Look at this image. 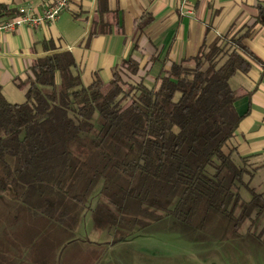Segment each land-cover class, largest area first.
<instances>
[{"label": "trees", "instance_id": "16d2710c", "mask_svg": "<svg viewBox=\"0 0 264 264\" xmlns=\"http://www.w3.org/2000/svg\"><path fill=\"white\" fill-rule=\"evenodd\" d=\"M95 12L87 40L108 33L117 14L106 0ZM150 20L143 14L134 34ZM230 31L153 82L137 79L128 58L111 79L85 84L62 50L15 80L23 103L0 84V250L21 251L26 264H133L145 259L122 248L141 235L173 233L203 252L235 239L264 245V184L248 156L223 150L245 95L229 79L259 61L243 43L248 32ZM87 220L107 240L82 235Z\"/></svg>", "mask_w": 264, "mask_h": 264}, {"label": "crops", "instance_id": "0c3cea01", "mask_svg": "<svg viewBox=\"0 0 264 264\" xmlns=\"http://www.w3.org/2000/svg\"><path fill=\"white\" fill-rule=\"evenodd\" d=\"M45 1L0 0L10 11L2 17L15 15L21 7L41 12ZM97 1L68 0L54 22L0 33V84L6 96L23 103L25 91L15 80L27 78L35 58L55 51L72 52L85 84L96 74L111 79L114 67L128 58L139 64L137 79L153 82L161 71L168 72L172 62L195 54L201 44H210L230 28L229 36L248 32L243 43L259 61H251L247 73L229 79L231 87L245 95L235 103L243 115L236 135L223 150L248 156L264 184V25L256 22L257 5H264V0H190L192 14L180 10L179 0H106L109 10L117 12L116 18L112 15L115 21L108 33L87 40ZM143 14L151 20L135 35L136 22ZM22 259L19 250H0V264H26Z\"/></svg>", "mask_w": 264, "mask_h": 264}, {"label": "rangeland", "instance_id": "374dc122", "mask_svg": "<svg viewBox=\"0 0 264 264\" xmlns=\"http://www.w3.org/2000/svg\"><path fill=\"white\" fill-rule=\"evenodd\" d=\"M245 196L248 197L247 194H244ZM82 223V235L87 234L89 239L96 241L107 240L105 232H102L101 235H99L100 233H96V236L91 235L93 232L90 220ZM208 240L205 245H210L214 238ZM240 240L235 239L226 244L221 243L223 246L219 244V248L218 245L210 246V248L206 247L205 252H203V244L194 245L192 242L183 240L173 233H157L133 238L130 241L131 244L123 247L122 251L126 250L132 255L139 251L141 257L145 260L135 259L137 264H264V245L261 243L262 241L255 238L252 245L245 242L239 244L238 241ZM115 253L118 257L121 256V252L116 251Z\"/></svg>", "mask_w": 264, "mask_h": 264}, {"label": "built area", "instance_id": "2783aa9c", "mask_svg": "<svg viewBox=\"0 0 264 264\" xmlns=\"http://www.w3.org/2000/svg\"><path fill=\"white\" fill-rule=\"evenodd\" d=\"M68 6V0H46L43 3L41 12H33L31 7H21L17 13L11 17L0 16V33L3 31H13L23 25L38 27L43 24L54 22L60 13ZM180 10L186 14H192L193 9L190 0H179Z\"/></svg>", "mask_w": 264, "mask_h": 264}]
</instances>
